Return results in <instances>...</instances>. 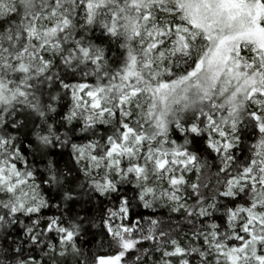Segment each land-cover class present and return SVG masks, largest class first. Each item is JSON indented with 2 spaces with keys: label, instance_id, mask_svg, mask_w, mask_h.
Listing matches in <instances>:
<instances>
[{
  "label": "snow or ice",
  "instance_id": "1",
  "mask_svg": "<svg viewBox=\"0 0 264 264\" xmlns=\"http://www.w3.org/2000/svg\"><path fill=\"white\" fill-rule=\"evenodd\" d=\"M0 264H264V0H0Z\"/></svg>",
  "mask_w": 264,
  "mask_h": 264
}]
</instances>
